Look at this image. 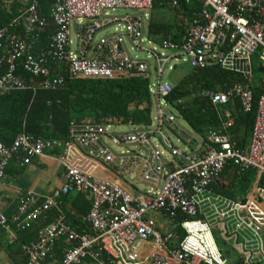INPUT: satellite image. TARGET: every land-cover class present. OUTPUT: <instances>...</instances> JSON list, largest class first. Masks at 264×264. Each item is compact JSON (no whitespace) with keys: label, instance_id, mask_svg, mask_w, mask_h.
I'll return each mask as SVG.
<instances>
[{"label":"built area","instance_id":"built-area-1","mask_svg":"<svg viewBox=\"0 0 264 264\" xmlns=\"http://www.w3.org/2000/svg\"><path fill=\"white\" fill-rule=\"evenodd\" d=\"M184 2L195 8L181 44L150 33L153 0H55L51 15L56 31L39 52L35 40L47 18L38 0L9 26L0 27V95L61 87L66 76L55 69L64 68L70 78L149 79L152 97L146 125L86 118L72 122L66 139L22 132L7 146L0 137V185L13 158L27 164L49 155L65 168L64 183L52 194L27 191L12 216L0 211V230L10 232L12 224L24 229L50 208L59 211L35 241L22 246L26 264H229L212 225L233 242L243 264H264V92L243 149L230 137L235 118L229 113L219 131H188L167 99L173 84L163 79L166 70L183 61L193 68L218 66L251 81L256 55L264 68V0ZM172 5L180 1L172 0ZM120 8L145 13L116 17L113 12ZM18 26L23 34L12 30ZM4 64L8 67L2 72ZM209 93L214 104L237 98L244 112L254 108L248 84ZM59 148L62 152L56 154ZM78 153L103 163L121 179L93 176L74 162ZM232 162L258 172L243 199L210 188ZM73 192L92 202L86 216L92 233L77 230L59 204ZM158 215L171 227L161 230L165 224Z\"/></svg>","mask_w":264,"mask_h":264},{"label":"trees","instance_id":"trees-1","mask_svg":"<svg viewBox=\"0 0 264 264\" xmlns=\"http://www.w3.org/2000/svg\"><path fill=\"white\" fill-rule=\"evenodd\" d=\"M38 1L41 13L48 17V22L38 31L36 52L38 48L48 44L50 37L56 31L51 16V8L55 0ZM179 1V6H173L172 0H153L149 29L156 36L181 44L195 5H187L184 0ZM31 3L32 0H0V27L9 26L15 18L27 10ZM167 6L175 11L170 21L155 15L157 8ZM22 27H12V30L23 34ZM255 60H260L259 56ZM7 67L4 64L2 72ZM256 70L264 72L261 65H258ZM55 73L66 76L63 86L56 89L16 90L0 95V137L5 145L11 146L16 136L22 132L50 139H66L70 134L72 122L86 118H102L124 125L150 123L153 109L149 79L127 78L121 75L110 78H70L67 77L64 68L55 69ZM251 82L240 74L218 66L193 68L179 83L173 84L167 99L190 128L202 135L221 130L223 119L229 113L235 118L234 126L229 129L230 137L237 142L239 148L245 149L251 139L259 98L264 92V85L253 87ZM237 84H248L252 87L255 102L251 112H244L237 98H232L226 105L212 102L209 92L227 91ZM257 173L253 168L244 170L232 162L226 166L223 174L211 184L210 188L229 198L243 199L257 179ZM59 204L67 220L77 230L92 231L90 223L86 220L92 202L85 194L78 192L67 194L59 199ZM58 215L57 208H50L45 215L30 222L24 229L12 224L17 232L16 243L19 249H22L24 244L35 241L39 230L55 221ZM178 231L182 234L181 229ZM57 257H60L59 253ZM86 261L80 264L92 263L90 260ZM229 264H243V262L237 258Z\"/></svg>","mask_w":264,"mask_h":264},{"label":"crops","instance_id":"crops-1","mask_svg":"<svg viewBox=\"0 0 264 264\" xmlns=\"http://www.w3.org/2000/svg\"><path fill=\"white\" fill-rule=\"evenodd\" d=\"M151 15L152 10L150 11V20ZM46 18L48 22V17ZM151 34L156 36L153 33ZM156 37L160 40V36L157 35ZM37 41L38 39L35 40V47ZM41 48L43 47L38 48L37 52H39ZM257 56L254 57V73L258 65L262 66L260 60H255ZM251 83L253 87L255 85H264V76L259 79L258 84H254L253 81ZM187 126L190 128L188 124ZM61 152L62 148L55 150L56 154ZM73 159L79 167L93 176L114 180L121 179L120 176L103 163L85 157L83 154H74ZM64 180L65 168L58 158L49 155L36 157L27 164H22L20 158H13L6 169V176L0 185V211L8 216H12L18 208L19 197L23 193L27 191H35L42 196H48L58 189L64 183ZM17 239L18 237L15 228L12 227V232L4 228L0 230V247L2 249L0 264H26V255L22 252L23 249H19L17 246Z\"/></svg>","mask_w":264,"mask_h":264},{"label":"rangeland","instance_id":"rangeland-1","mask_svg":"<svg viewBox=\"0 0 264 264\" xmlns=\"http://www.w3.org/2000/svg\"><path fill=\"white\" fill-rule=\"evenodd\" d=\"M145 13V11H138L137 9H126V8H120L116 11L113 12V14L116 17H121L124 16L126 14L129 15H143ZM175 11L174 9L170 8L169 6L165 7V8H160V9H156L155 10V15L163 18V20L166 21H170L173 19ZM157 18V17H155ZM163 40V37H160V41ZM131 54H137L135 51H130ZM141 57H143V55L139 54ZM193 69V67L191 66L190 62H177L175 65V68L172 70H166L165 71V75L163 76L165 81H168L171 84H177L179 83L191 70ZM264 76V72L261 71H255L253 77L251 78V80L253 81L254 84H258L259 83V79ZM179 123H181L188 131H190L191 129L187 126L186 122H184L183 120H178ZM124 126H119V129H122ZM127 127V126H125ZM173 139V138H172ZM157 218L159 219V221L162 224H165V226H163V228L160 225V229L165 231L168 227H171V225L168 223L169 220L162 216V215H158ZM212 231L214 233V237L216 239L217 245L219 247V249L222 251L223 255L225 257H227L230 261H234L238 258V252L237 250L233 247V242L231 240H227L223 234L221 233L220 229L215 226L212 225Z\"/></svg>","mask_w":264,"mask_h":264}]
</instances>
